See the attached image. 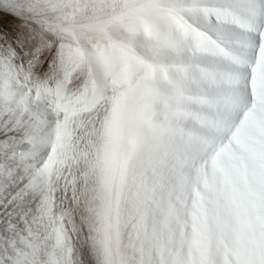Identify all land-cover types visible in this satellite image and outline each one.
I'll return each mask as SVG.
<instances>
[{
  "label": "snow or ice",
  "instance_id": "6c2138e0",
  "mask_svg": "<svg viewBox=\"0 0 264 264\" xmlns=\"http://www.w3.org/2000/svg\"><path fill=\"white\" fill-rule=\"evenodd\" d=\"M0 264H264V0H0Z\"/></svg>",
  "mask_w": 264,
  "mask_h": 264
}]
</instances>
